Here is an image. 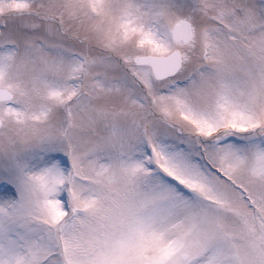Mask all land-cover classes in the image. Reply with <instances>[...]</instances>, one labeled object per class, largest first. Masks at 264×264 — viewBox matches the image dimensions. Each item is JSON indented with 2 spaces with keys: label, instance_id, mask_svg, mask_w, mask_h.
I'll return each instance as SVG.
<instances>
[{
  "label": "snow or ice",
  "instance_id": "1",
  "mask_svg": "<svg viewBox=\"0 0 264 264\" xmlns=\"http://www.w3.org/2000/svg\"><path fill=\"white\" fill-rule=\"evenodd\" d=\"M0 264H264V0H0Z\"/></svg>",
  "mask_w": 264,
  "mask_h": 264
}]
</instances>
